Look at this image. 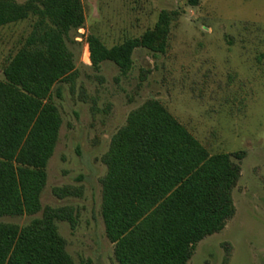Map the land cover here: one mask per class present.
<instances>
[{
	"label": "rangeland",
	"instance_id": "obj_1",
	"mask_svg": "<svg viewBox=\"0 0 264 264\" xmlns=\"http://www.w3.org/2000/svg\"><path fill=\"white\" fill-rule=\"evenodd\" d=\"M24 3L27 0H15ZM85 24L68 42L77 56L72 79L53 102L62 118L47 165L42 210L0 216L28 224L47 207L68 208L58 230L74 264H120L102 213L103 156L130 113L157 99L211 153H246L233 190L235 215L202 241L188 264H264V0H82ZM163 11L178 13L164 52L137 47L129 70L113 61L97 70L88 37L109 47L139 37ZM35 17L0 28V78L30 34ZM69 188L70 194L62 190Z\"/></svg>",
	"mask_w": 264,
	"mask_h": 264
},
{
	"label": "trees",
	"instance_id": "obj_2",
	"mask_svg": "<svg viewBox=\"0 0 264 264\" xmlns=\"http://www.w3.org/2000/svg\"><path fill=\"white\" fill-rule=\"evenodd\" d=\"M192 6L200 0H188ZM35 17L30 34L0 78V216L42 210L47 165L62 118L53 102L76 72L68 42L86 21L82 0H0V28ZM176 11H163L139 37L107 46L88 37L92 65L115 62L123 73L137 47L164 52ZM246 153H211L157 99L133 110L103 156L102 213L120 264H188L204 238L236 213L233 190ZM70 194L69 188L62 190ZM68 208L47 207L28 224L0 223V264H74L58 230Z\"/></svg>",
	"mask_w": 264,
	"mask_h": 264
}]
</instances>
